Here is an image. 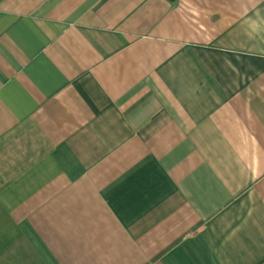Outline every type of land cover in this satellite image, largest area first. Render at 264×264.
Masks as SVG:
<instances>
[{"label": "crops", "instance_id": "crops-1", "mask_svg": "<svg viewBox=\"0 0 264 264\" xmlns=\"http://www.w3.org/2000/svg\"><path fill=\"white\" fill-rule=\"evenodd\" d=\"M5 231L26 264H264V0H0L21 264Z\"/></svg>", "mask_w": 264, "mask_h": 264}, {"label": "rangeland", "instance_id": "rangeland-1", "mask_svg": "<svg viewBox=\"0 0 264 264\" xmlns=\"http://www.w3.org/2000/svg\"><path fill=\"white\" fill-rule=\"evenodd\" d=\"M8 233L9 232L5 231L4 235L2 236L4 240V244L5 245L15 244L16 253H10V252L2 253L3 259L7 261L9 260V258H11V256L14 255L16 257V260L21 261V264H26L30 262L31 254H30V251L26 248L25 242L21 238H19L17 235L13 236L11 233L9 234ZM7 249L8 247L6 248V250Z\"/></svg>", "mask_w": 264, "mask_h": 264}]
</instances>
